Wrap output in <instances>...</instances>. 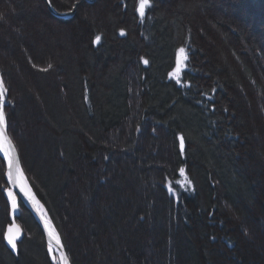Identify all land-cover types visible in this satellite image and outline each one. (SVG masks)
<instances>
[{
	"label": "trees",
	"instance_id": "16d2710c",
	"mask_svg": "<svg viewBox=\"0 0 264 264\" xmlns=\"http://www.w3.org/2000/svg\"><path fill=\"white\" fill-rule=\"evenodd\" d=\"M49 1L0 0V74L71 263L264 264V0ZM4 188L0 264H53L26 210L4 246Z\"/></svg>",
	"mask_w": 264,
	"mask_h": 264
},
{
	"label": "water",
	"instance_id": "95a60500",
	"mask_svg": "<svg viewBox=\"0 0 264 264\" xmlns=\"http://www.w3.org/2000/svg\"><path fill=\"white\" fill-rule=\"evenodd\" d=\"M48 11L55 17L57 18H69L73 15L74 9H72V11L69 12H59L57 11L51 4V2L49 0H42ZM88 2H92L93 0H86ZM139 7L137 8V16L139 18V12H138ZM2 102H3V107H2V111L4 113L5 116V99L4 96L2 97ZM5 121H6V116H5ZM7 121H6V128H5V135L8 137V139L11 141V148L9 149V156L12 158L14 164H18L19 165V169L20 172H16L15 168H13V177L12 180H9V176H8V186L3 190L2 192V196L3 199L6 202V206L8 209V221L9 224L6 225L4 233H3V243L4 246L6 247V249L12 254V255H16L17 254V244L21 243L23 238H24V229L21 226V224L19 223L18 219L21 216V206H23L26 211H28V213L31 215L33 221L36 223V225L38 226L39 230L41 231L43 237H44V242L46 244V249H47V254L49 256L50 261H54L55 259V254H57L60 258V264H65V260L67 261V264H72L67 253H66V249L65 246L59 236V234L56 232V230H54V234L50 229L51 223L49 222L48 219H46L43 214L41 213L35 198H34V192L33 190L29 187V191H26L29 193V195H25L24 192H22L20 190V177L22 175L23 179H24V173L20 164V156L18 153V150L15 146V143L13 142L11 136L9 135L8 132V125H7ZM182 137V136H181ZM180 137V138H181ZM184 138H183V148H181V140H180V149L183 151L184 150ZM5 147H7V145H5ZM2 160L5 161V169L7 171V175L9 172V167L7 164V161L3 158L2 155ZM9 159V157H8ZM28 183V182H27ZM9 190L12 192L13 197L15 198L16 201V205H15V210H13V206H12V198H10L8 196V192ZM12 230L11 233L9 232V230ZM19 229V231L17 232L16 230ZM50 233L52 235H50ZM12 235L15 238V243H16V249L13 250L11 245L8 243L7 237L8 235ZM57 239L59 240V244H57ZM51 244L53 251L50 253L49 252V245Z\"/></svg>",
	"mask_w": 264,
	"mask_h": 264
},
{
	"label": "rangeland",
	"instance_id": "374dc122",
	"mask_svg": "<svg viewBox=\"0 0 264 264\" xmlns=\"http://www.w3.org/2000/svg\"><path fill=\"white\" fill-rule=\"evenodd\" d=\"M140 4V3H139ZM149 6V1H148V4L146 5V7H145V15H144V17L146 16V13H147V7ZM66 8L68 9V10H66V11H64V12H69L70 11V9L68 8V5L66 6ZM136 10H137V7H136ZM135 10V11H136ZM63 12V13H64ZM137 14V13H136ZM138 17V16H137ZM143 17V18H144ZM70 18V17H69ZM139 18V17H138ZM142 18V19H143ZM68 19V18H67ZM177 57H178V59H179V61H180V69H181V71L183 70V68L185 67V59H186V51L183 53V54H181L179 51H178V53H177ZM180 71V72H181ZM179 72V73H180ZM179 73H176V71L174 70L172 73H171V76L174 78V79H176V80H178V74ZM0 79H2V77H1V74H0ZM3 80V79H2ZM3 86H4V81H3ZM14 140V142H15V144L17 145V148H18V150H19V154H20V158H21V164H22V170H23V175H24V181H25V184L28 186L29 185V187L33 190V192H34V196H35V200H36V203H37V205H38V207H39V209H40V211H41V213L43 214V216L46 218V219H48L49 220V222L51 223V225L52 226H50V228H51V230L54 232V230H56V232L60 235V237H61V239L64 241V239H65V237H64V235H63V229H62V227H61V225L58 223V221H57V219L53 216V215H51L49 212H48V210H47V208L42 204V202H41V200H39L37 197H36V192H35V186H36V184H35V180H34V178H35V175L33 174V172H31L28 168H27V166H26V163L23 161V159H22V155H21V146H18V143L16 142V138L15 139H13ZM3 151H0V174H1V179L3 180V183H4V187H7L8 186V181H7V179H8V177H7V171H6V169H5V164H4V162H3V160H2V155L4 154V153H2ZM28 182V183H27ZM174 182L176 183L175 185H177L178 187H177V189H190L191 187H192V183H191V181L188 179V177L186 176V174L185 173H183V174H181V172H180V174H179V176L178 177H176L175 179H174ZM167 189H168V185H167ZM167 191V194H168V191H169V189L168 190H166ZM7 208V207H6ZM26 209H24V207L23 206H21V213L23 212V211H25ZM7 213H8V211H7ZM18 221H19V219H18ZM19 223L21 224V222L19 221ZM35 223V222H34ZM7 223H5L4 225H3V228L5 227V225H6ZM36 224V223H35ZM21 226H23L22 224H21ZM38 227V226H37ZM53 228H54V230H53ZM24 231H25V236H24V238H23V240H22V242H24L25 240H31V238H32V233H31V231L30 230H28L27 229V227L26 228H24ZM21 243H19V245H18V247L20 246L21 247V245H20ZM46 245V244H45ZM53 264H60V258H59V256L57 255V254H55V259H54V261H53Z\"/></svg>",
	"mask_w": 264,
	"mask_h": 264
},
{
	"label": "snow or ice",
	"instance_id": "6c2138e0",
	"mask_svg": "<svg viewBox=\"0 0 264 264\" xmlns=\"http://www.w3.org/2000/svg\"><path fill=\"white\" fill-rule=\"evenodd\" d=\"M147 4H148V0H140L138 12H139V15L141 18H143L145 15V7ZM121 35H124L123 31H121ZM99 41H100V37L97 36L95 38V42L99 43ZM178 51L181 54H183L185 52V49L180 48ZM144 63L147 64L148 61L145 60ZM49 67H51V65H49ZM175 71H176V73H179L181 71L179 59L177 60V67H176ZM3 96H4L3 80L0 79V151H3L5 157H9V159H8V167H9L8 176H9V180H12L13 168H15L16 172H20V169H19V165L14 164L12 158L9 156V149L11 148V141L5 135L6 121H5L4 113L2 111V107H3L2 97ZM180 140H181V148H183V137H181ZM5 145H7V147H5ZM183 173H184V170L181 169V174H183ZM20 179L22 181V179H23L22 175H21ZM20 190L22 192H24L25 195H29V193L25 190V185L22 182L20 183ZM8 196L10 198H12V206H13V210H15L16 201H15V198L13 197L12 192L10 190L8 192ZM11 231L12 230L10 229L9 232L11 233ZM16 231L18 232L19 229H17ZM50 235H52V234L50 233ZM7 240H8V243L11 245L12 249L15 250L16 249L15 238L10 234V235H8ZM57 244H59L58 239H57ZM48 250L50 253L53 251L51 244L49 245ZM65 264H67L66 260H65Z\"/></svg>",
	"mask_w": 264,
	"mask_h": 264
},
{
	"label": "bare ground",
	"instance_id": "6f19581e",
	"mask_svg": "<svg viewBox=\"0 0 264 264\" xmlns=\"http://www.w3.org/2000/svg\"><path fill=\"white\" fill-rule=\"evenodd\" d=\"M4 99H5V96H4ZM5 116H6V113H5ZM6 121H7V117H6ZM7 123H8V121H7ZM8 125V124H7ZM9 132V131H8ZM10 135V134H9ZM12 138V137H11ZM13 140V139H12ZM14 142V141H13ZM15 146H16V144H15ZM16 148H17V146H16ZM17 150H18V148H17ZM3 153V152H2ZM18 153H19V151H18ZM19 156H20V154H19ZM3 158L7 161V164H8V157H5L4 156V154H3ZM4 163H5V161H3ZM20 164H21V158H20ZM21 167H22V164H21ZM7 177H8V175H7ZM7 181H8V179H7ZM23 183L24 185H25V189L27 190V191H29V188H28V186L25 184V181L22 179V181H20V183ZM9 224V223H8ZM7 224V225H8ZM5 230V229H4ZM25 232V231H24ZM53 234H54V232H53ZM24 236H25V234H24ZM60 236V235H59ZM44 238V237H43ZM61 238V237H60ZM62 240V239H61ZM63 242V241H62ZM64 244V243H63ZM18 245V244H17ZM47 248V247H46ZM66 249V248H65ZM46 252H47V249H46ZM66 253H67V251H66ZM17 254H18V249H17ZM17 254L15 255V256H17ZM68 255V254H67ZM69 257V256H68ZM70 259V258H69ZM71 261V260H70ZM52 262V261H51Z\"/></svg>",
	"mask_w": 264,
	"mask_h": 264
}]
</instances>
